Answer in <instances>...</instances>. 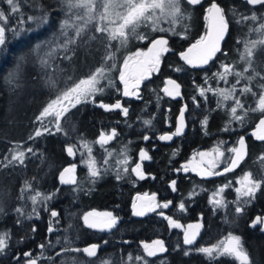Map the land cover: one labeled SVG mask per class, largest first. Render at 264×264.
<instances>
[{
  "label": "trees",
  "instance_id": "1",
  "mask_svg": "<svg viewBox=\"0 0 264 264\" xmlns=\"http://www.w3.org/2000/svg\"><path fill=\"white\" fill-rule=\"evenodd\" d=\"M216 1L225 10V18L229 22L220 44L221 51L207 65L193 66L187 64L180 53L191 48L204 35V7L211 5L213 0H201L198 5H190L187 0H181L184 18L178 19V22L173 23L170 20L172 18L165 20L162 14H155L159 18L155 26L151 20H141L135 31L131 27L126 28V37L114 40L108 39L107 32H96L97 26L114 27L108 21L100 20L98 12L100 10L102 13V6L94 11L95 19L88 23L86 31L77 36L76 30L71 26L68 27L67 34L63 35L60 25L66 19L71 25L72 18L80 14L81 8L68 12L63 0H16L19 10L12 13L6 0H0V10L9 14L6 27L12 29L18 26L21 31L19 36L7 31L6 43L0 48V231L10 233L8 246L0 254V264H27L29 257L24 256L25 252H30L31 258L39 257L37 264H136L131 244L135 240L142 241L151 237L156 230H149V233L141 235L138 234L140 228L137 224H128L131 197L134 191L160 189L169 181L176 180L173 168L191 148H208L219 145L220 141L229 145L236 143V139L244 135L249 142V158L243 164L244 170L253 173L254 178L264 174V141L255 142L248 135L263 115L260 111L250 109L255 108L258 103L259 93L262 91L259 84L264 83V80L257 77L249 81L247 77L253 75V70L249 68L245 72L248 64L241 58L247 41L264 39V33L254 31L264 23V9L248 5L246 0ZM252 12L257 14L256 21L241 20V14L251 16ZM45 14L47 22L40 27H37L36 22L28 20L29 16L40 17ZM20 19L24 23L18 25ZM141 36L147 38L140 39ZM156 37H164L168 41L169 51L161 56L157 71L143 80L139 96L134 99L124 96L119 84L122 64L128 55L137 49L147 48ZM69 39L74 40V43L69 44L67 50L57 47ZM43 41H50L51 44L35 50V45ZM52 49H55L53 55L46 56ZM37 53L43 54L38 57ZM109 54L112 59L106 60L105 57ZM66 56L69 58H65ZM42 58L47 59L46 65L41 63ZM224 64L232 66L227 81L213 78L214 73L223 71ZM100 67L106 69V78L100 82L104 91L72 108L67 117L61 119L62 132L55 135L44 133L29 140L28 137L37 128L42 131L45 127L40 120H36V116L48 104L47 101L57 93L66 91L80 79L87 78ZM252 67L264 75V47L257 49ZM13 72L15 79L9 83V74ZM235 72H242L244 75L237 77ZM47 75H51L52 80H43L34 89L28 86V80L39 81V77L45 78ZM168 77L175 79L180 85V96L176 99L161 91L164 80ZM206 77L209 78L207 82ZM233 85L236 86L233 96L241 99L244 110H248V113L243 123L231 121L229 130L225 131L234 99L223 101L221 107H217V101L221 98L213 92H205L201 96L200 89H230ZM245 86L252 87L257 95L242 94L240 90ZM22 92V99H18L17 95ZM17 100L19 105L15 107L14 102ZM117 101H120L121 109L106 111L99 107L100 102L112 105ZM182 105L186 106L185 136L178 138L172 145H147L146 148L150 151L155 146L157 149L150 152L154 167L148 170L154 183L149 184L147 180L146 184H138L134 176L119 167L124 161V154L129 153L135 158L142 142V133L151 132L153 126L158 130L165 126L172 129ZM123 108L129 109L127 115L123 113ZM244 110L237 109V114L243 115ZM205 118L207 123L202 124ZM145 120H151V124L145 125ZM46 127L55 132V122L52 119L49 118ZM113 129L117 133L113 139L114 144L113 141L107 145L97 144L96 138L101 132L110 133ZM17 146L25 152L23 165L19 161L9 163L14 154L11 150ZM69 146L76 150L84 146L91 151L88 156L76 154L71 159L66 151ZM28 148H32L35 154L27 152ZM90 159L91 165L88 163ZM71 163L76 164L77 183L66 188L59 187L56 176L64 165ZM105 163H108L107 167ZM90 167L101 173L94 181L90 176ZM118 174L123 178L117 179ZM237 175L239 174L234 177ZM25 181L31 183L30 189H26ZM177 188V199L182 195L186 200L194 197V201L188 205L187 214H195L197 204L203 209L205 239L209 244L222 247V241L233 231L234 235L242 238L252 264H264V232L261 233L249 223L250 216L264 213V188L259 189L249 200L250 205L247 206L246 203L241 214L230 210L229 215L223 218L219 215L217 217L216 211L207 210L208 200L203 192L211 191L213 187L207 186L206 181L187 179L179 183ZM37 192L42 196L55 195L47 201L37 197L34 205L31 197ZM198 196L199 201H196ZM17 209L21 212L18 213ZM88 209L121 212V218L128 226L120 232L113 231L107 235L85 229L80 217ZM53 210L58 213L57 217L51 216ZM171 214L179 215L178 211H172ZM186 221H189L188 215ZM50 226L53 229L51 232L48 230ZM163 229L167 230L165 224L161 231ZM93 243L100 247L96 256L88 257L82 249ZM40 245L44 247L41 248ZM181 246L179 235L172 231L169 256L161 262L205 264L206 261L215 260L219 264H240L237 259L219 252L217 255L213 254L211 259L204 253L191 251H187L188 255H185Z\"/></svg>",
  "mask_w": 264,
  "mask_h": 264
},
{
  "label": "snow or ice",
  "instance_id": "2",
  "mask_svg": "<svg viewBox=\"0 0 264 264\" xmlns=\"http://www.w3.org/2000/svg\"><path fill=\"white\" fill-rule=\"evenodd\" d=\"M188 4L190 5H198L201 3V0H187ZM6 3L11 7L12 13L17 12L19 9L16 5V0H6ZM63 3L66 4L68 12H72L73 9H85V15L87 16V19L84 20V24H88L91 20L95 19V16L93 15V12L96 10L97 7L102 6L103 12L100 14V20L101 21H108L110 24L114 25V27L108 28V27H96L97 33H108V39L114 40L117 38H124L126 37L125 29L131 27L133 31H135V28L138 23L143 21H149L151 20L153 22V25L157 23L158 18L155 17V10L160 9V12L162 15L170 16L172 18V22L176 23L178 19L184 18V12L181 8L180 0H100V3H97V0H63ZM246 3L248 5L256 6H264V0H246ZM117 9H120L121 11H117ZM235 12V9L232 10ZM206 19H208L211 22V27L209 29V33L207 36V39L204 37L201 38V41H203V46H201V41H198L197 44L193 45L192 48L188 50L186 53H181L182 59L189 65L198 66V65H207L209 61L215 56V54L220 49V41L224 38L225 33L228 30L229 22L226 20V12L225 10L216 2V0H213L210 7L206 9ZM8 15L3 10H0V48H2L6 43V32L12 31L14 35L19 36L21 34V31L18 30V26L13 27L12 29H8L6 27ZM115 16L116 19H112V17ZM77 19H82L81 17H77ZM258 19L257 14L255 12H252L251 16L243 15L241 14V20H251L256 21ZM29 21L36 22L37 27H40L41 24L47 22V15H42L40 17H28ZM24 20L20 19L18 21L19 24H23ZM70 26H74L69 24V21L66 19L64 20L60 28L62 30V34H67V29ZM83 31V27H76V34L77 36L80 35V33ZM163 31V29H162ZM174 31V30H173ZM254 31L262 32L264 33V23L260 24L258 28L254 29ZM146 36H141L140 39H146ZM92 39H96V37H92ZM74 43V40H66L62 45H57L59 48H63L65 50L68 49V45ZM50 41H43L35 45V50H39L41 47L45 45H50ZM168 41L160 37L158 39L152 40V47L149 49L150 52L154 53L152 59L149 61V67L147 68V72L150 74L151 71L158 66L159 59L162 56L164 52L169 51L167 48ZM259 47H264V39H258L254 41H247L245 43V51L242 53L241 58L245 59L248 68H245V72L249 70V68H252L253 75H249L247 79L249 81L254 80L255 78L259 77L261 80H264V75L261 74V72L255 71L253 66V58L256 54V51ZM199 48V55L193 58L189 55V53L192 52L193 49ZM55 49H52L49 53L46 54V56L50 57L53 55ZM69 58V57H65ZM21 59H23L21 57ZM106 60L112 59V55L109 54L105 57ZM47 59L42 58L41 63L47 64ZM125 65H127V60H125ZM223 71L217 72L213 74V78H218L219 81H227L228 75L231 72V65L224 64L222 65ZM16 71H19V64H17ZM235 75L237 77H241L244 75L242 72H235ZM106 78V69L103 67L97 68L95 72H93L91 75H89L86 79H80L78 83H75L73 87L68 88L66 91H63L61 94L57 95L55 99H52L50 103H48L43 110L39 113L38 116H36V120H41L44 117L48 116H54L55 117V132H52V129L49 127H44L43 130L37 128L33 135H30L28 137L29 140H34L36 137L42 136L44 133H49L52 135H55L57 133L62 132L61 127V119L66 118L67 114L70 113L72 108H75L76 105L80 104L82 101H87L90 97L95 96L97 93H102L104 91V88L100 86V82L102 79ZM144 75L140 74L136 80L135 84L133 85V88L139 87L140 80L144 79ZM15 79V72L9 74V83H11ZM208 77L205 78V81L207 82ZM120 80L124 84V96H132L136 95L137 93L135 91H131L129 89V83L128 79L126 78V74L124 70H121L120 72ZM236 83H239V80L236 81ZM167 85H171L172 87H165L164 92L168 96L176 97L180 96V85L177 84L175 80H168L166 82ZM259 88L262 90L259 93V99L258 103L256 104V107L253 109H250L251 111H260L262 114H264V83L259 84ZM241 93H251L253 96H256V92L253 91L252 87L245 86L242 88ZM205 92H213L215 95L220 97L221 99H218L217 101V107H221L223 101L233 100L234 99V106L230 109V119L228 124H226L224 130H229V125L231 121H239L241 123L244 122L245 117L247 116L248 110H244V104L241 101L239 97H234L233 93L236 92V86L233 85L230 89H200V95L204 96ZM195 99V98H194ZM99 107L105 109L106 111H110L113 109H121V103L120 101H117L115 104L109 105L103 102L99 103ZM237 109L244 110L243 115L237 114ZM123 113L127 115L129 109L123 108ZM184 108L181 109L180 117L177 121V127L175 132L168 135H162L159 137L160 140H171L173 136H179L184 131ZM145 125H150L151 120H145L143 121ZM207 123V118H205L204 121H202V124ZM257 130L252 133L253 136L259 141H264V118H261L259 121V124H257ZM116 130L113 129L111 134H105L104 132L100 133L99 139L97 143L104 145L108 141L112 140L113 137L116 135ZM149 137L146 135L144 136V140H148ZM220 144H224V141H220ZM238 146H234L227 149V152L232 154L230 156V165L228 167H225L223 169L224 173L232 171L234 168H236L242 160H244L247 152H246V143L245 138L243 136L239 137L237 141ZM126 148V146H125ZM67 153L69 155L73 154V147L69 146L67 147ZM14 154L11 157V163L12 161H19L21 165L25 163V152L22 150H19V146L16 148H13L11 150ZM91 151V149H89ZM27 152L33 153L32 148H28ZM215 156L212 160L208 161V168L204 169L202 172L198 173L200 175H206V176H214V175H221L220 172L212 171L216 167V162L220 157H223L225 155L224 152L220 151L219 148L214 149ZM201 157L205 156L206 153H200ZM140 158L142 160H147L150 157L148 156V153L141 149L140 151ZM264 159V157H262ZM183 171L187 172L189 171V168L186 166H182ZM75 170V165L73 164L70 167H65L63 171L59 174V181L61 184L68 185V184H75L77 183L74 176L72 175ZM195 170V169H193ZM132 172L136 173L137 176L140 179L144 178V173L141 170V165L139 163L136 164L134 168L131 169ZM101 173L98 169L90 167V176L93 178V181L95 179H98L100 177ZM123 178L119 174L117 175V179ZM238 183L241 184V187L236 188L237 193V200L236 203L239 204V206L236 207L235 211L237 214H241L243 212V205L248 203L249 200L245 199L241 203V198H253L257 191L259 189L264 188V174H261L259 178H254L253 173L251 172H245L243 178L238 181ZM175 184L176 181L172 182L173 190H175ZM26 189L31 188V183L29 181H25ZM229 185H225V187H229ZM223 192V188L218 189L213 195L219 196L220 193ZM53 194L44 195L42 196L41 193L37 192L35 196H32L31 199L33 201V204L35 205L37 203V197H40L43 201H47L53 198ZM149 203L147 204H141L138 208L136 203L133 204V215L135 216H144L148 212L155 211L156 208L161 207V205L154 204L155 201V194H153L152 197L148 198ZM171 202L164 203L162 205L163 208H168L169 204ZM210 203H213L216 206H222L225 202L223 199H215L214 201L210 198ZM179 209L183 210L185 208V204L181 203L179 204ZM18 213L21 212L20 209L16 210ZM33 212L35 213V208L33 209ZM58 213L53 210L51 211L52 217H57ZM161 216H163V212L160 213ZM95 217H104L106 218L103 222H98L95 220ZM30 218V217H29ZM169 220V226L172 228H181L182 225H180L177 221L172 220L171 217L167 218ZM118 217L113 216L112 212H104V213H97L95 211L93 212H86L83 215V221L84 224L89 228H98L101 230L105 229H112L117 224ZM19 223V221H17ZM257 223L264 224V218L257 217L256 220L252 221V224L255 225ZM201 223H195V224H189L187 225V228L184 231V237H183V244L184 245H193L194 241L197 239V235L201 231ZM50 232L53 230L51 226L48 229ZM33 231H35V228H33ZM262 231H264V228H262ZM10 238V233L8 231H0V254L4 253L7 246H8V240ZM179 246V245H178ZM41 248L44 247V245H40ZM100 247L98 244H91L85 248L82 249V251L88 256V257H94L97 254V250ZM144 252L147 254L148 257H154L157 255V253H164L167 251L165 247V242L163 240H153L151 244H144L143 245ZM76 251H81L80 249H76ZM196 251L200 253L206 254L210 259L213 257L214 252H219L222 254H229L234 255L236 259L240 261V264H252L250 261L249 253L245 250L242 238L239 235H234L232 232H229L227 237L222 241V247L220 245H213L211 247H201L199 249H196ZM185 255H188V252H185ZM25 257H29L27 264H37V261L40 259L37 258H31L30 252L24 253ZM137 260H144L143 257H136ZM144 264H147V261H144ZM163 264V261L161 262Z\"/></svg>",
  "mask_w": 264,
  "mask_h": 264
},
{
  "label": "flooded vegetation",
  "instance_id": "3",
  "mask_svg": "<svg viewBox=\"0 0 264 264\" xmlns=\"http://www.w3.org/2000/svg\"><path fill=\"white\" fill-rule=\"evenodd\" d=\"M257 6L260 9H264V6H260V5H257ZM208 7H209V5L204 7V13H205L206 9H208ZM203 18H205V14H204ZM151 75H149L148 77H150ZM165 80H166V78H165ZM165 80H164L162 87L165 85ZM142 82H143V80H140L139 87L133 88V85L135 84V80L130 81L131 84H129V89L131 91H135L137 94L129 96V98L134 99V98L139 96L140 89L142 86V84H141ZM119 84H120L121 89H123L124 84L121 82V80H119ZM162 87H161V91H162ZM258 121H259V119H258ZM258 121L256 123V127L251 130L252 132L258 131L257 130V124H259ZM159 128H161V127H159ZM152 129H154V132H152ZM152 129H151V132L142 133V142L140 143V148L136 152V157L133 158L129 153H125L124 159H123L124 161L119 166V167H121V169L124 172H126V173L128 172L132 176H134V178L138 184L139 183L146 184L145 182L147 180H148L149 184L154 183L153 178L150 176V174H148L149 173L148 170L151 167H154L153 158L150 157V152L153 150L156 151L157 149L155 146L154 148H151V151H150L148 148H146L147 145H149V144L150 145L156 144L157 146L172 145V144H175L177 142L178 138L181 139L186 134V131H185V133H183L179 136H173L171 140H160L159 139L160 136L165 135V134L170 135L173 132H175V126L172 129L171 128L168 129L165 126V127L161 128L160 130H158V128L155 129V127L153 126ZM105 134L106 135L111 134V132L105 133ZM135 134H137V133H135ZM131 135H133V133H131ZM146 135L149 137L148 140H144V136H146ZM99 136H100V134L97 136L96 142L98 141ZM243 137H244V135H243ZM250 138L255 142H262V141L257 140L255 138V136H253L252 134L250 135ZM113 139H114V137H113ZM113 139L108 141L104 145L110 144L113 141ZM238 139H237V141H238ZM245 143H246L247 154H246L244 160H242L241 163L235 169H233L230 172L224 173L222 175H214V176L204 175L205 177L200 176V174H198V173H200L204 169L208 168V161L211 160L210 157L212 156V153H210L209 158H202L200 155L196 156L195 153H198L201 150H208L211 147H214V145H212L208 148L196 147V148H191L188 154L182 156V159L179 161V163H177L176 167L173 168L174 175L176 176L175 177L176 180H174V181H176L175 190H173V186H172L173 181H169L165 186H163V187L161 186L160 189L148 188L147 190L142 189V191H134V193L131 197L130 203H129V207H128V210H129V212H128L129 223L128 224H132V225L137 224L140 228V230H138V234H141V235L149 233V230L150 231H153V229L156 230V232L151 237L148 236L147 239L145 238L142 241L141 240H135V242H133L131 244L130 249L134 254V260L136 261V264H143L144 261L153 262V263H160L163 258L168 257L169 256V249H170L169 248V238H170L172 231H175L176 234L179 235V238H180V241L182 244L181 251L183 253L187 252V251H191V252L200 254V252L196 251V249H199L201 247L213 246L212 244H209L208 241L205 239L206 237H205V230H204V224H203V209L201 210V208H199L200 205L197 204L198 207H196V209H195L196 213L195 214L194 213L193 214H189V213L187 214L188 205H190L194 201V197L189 198L190 200H186V197L182 195L180 198L177 199L176 198V196L178 195L177 194L178 193L177 187H178L179 183H183V181H185L187 179H192V180H197V181H202V180L206 181L207 186L209 185V186L213 187V190H211V191L206 190L205 193L203 192L204 196H207L206 199L208 200V203L206 205L207 210H210L211 212H213V210L216 211L215 215H217V217H218V215L221 218H223V216H225V215L228 216L229 215L228 212L230 210H232L234 212L236 207H237L234 203L235 202V192H234L232 186H233L234 179L238 175L235 177H234V175L235 174H241L244 172H249V171H245L244 167H243V164L245 162H247V160L249 158V153H248L249 152V142L246 141V139H245ZM97 144H99V143H97ZM112 144H114V141ZM231 144H229V145L231 146ZM144 145H146V146H144ZM141 146H143V147H141ZM235 146H237V142L235 143ZM141 149H144L148 153V156L150 157L149 159L142 160L140 158ZM224 153H225V155L223 157H220L219 162L216 163V171L215 172L221 173L225 167H228L230 165V162H231L230 156L232 154L228 153L227 150H224ZM75 155H76V153L73 150V154L69 155V156H71V159H72V158H75ZM115 156L117 157V155H115ZM115 161H116V159H115ZM137 163H139L141 165V170L144 173L143 179H140L136 173L131 171V169L134 168ZM72 165H73V163L64 165L62 167V169L60 170V172L65 167H70ZM74 165H75V170H74L73 174L76 175V164H74ZM104 165L107 167L108 163H105ZM182 166L188 167L189 171H187V172L183 171ZM193 169H195V170H193ZM212 171H213V169H212ZM229 184H230L229 187H225V185H229ZM57 185L59 187H62V188L69 187V186H61L58 181H57ZM221 188H223V192H221L220 194L222 195V199L225 203L222 206H216L213 203H210V198L213 201L215 199H217V196H214L213 194L218 189H221ZM153 194H155V201L153 203L161 205V207L156 208L155 211H153V212L146 213L144 216L133 215V204L136 203L137 207L139 208L142 203L143 204L149 203L148 198L152 197ZM199 197L200 196L196 197V201H199ZM247 199H249V198H247ZM169 201L171 202L169 204V207L163 208L162 205L164 203L169 202ZM181 203L185 204V208L183 210H180L178 207L179 204H181ZM250 204H251V202L247 203V206ZM92 210H94V209H92ZM189 210H190V208H189ZM96 211H98V210H96ZM172 211L173 212L178 211L179 215L178 216L172 215L171 214ZM99 212L104 213V212H112V211L103 210V211H99ZM161 212H163V216L160 215ZM112 213H113V216L118 217V220H117L116 226H114V229L110 233H107V234H111L113 231H115V233L117 231L120 232V230H122L124 227L128 226L126 221L121 218V215H122L121 212H119V213L112 212ZM187 215L189 217V221H186ZM168 217H171L172 220L177 221L180 225H182V227L181 228L170 227L169 226V220L167 219ZM257 217L264 218V213H258V214L250 216L249 217V223H250L251 227L259 230L262 233V232H264V231H262V228H264V224H260V223H257L255 225L252 224V221L256 220ZM195 223H201V225H202L201 231L197 235V239L194 241L193 245H184L183 244L184 231L187 228V225L195 224ZM164 224L166 225L167 230L164 231V229H163V231H161V228L163 227ZM155 226H157L159 229H157ZM100 234L101 235H107V234H102V233H100ZM157 239L163 240L165 242V247H166L167 251L164 253H157V255L154 257H148L147 254L144 252L143 245L144 244H151L153 240H157ZM213 254L217 255V252H214ZM138 256L143 257L144 260H137L136 257H138ZM239 263H240V261H239ZM205 264H219V263L216 262L215 260H210V261H206Z\"/></svg>",
  "mask_w": 264,
  "mask_h": 264
},
{
  "label": "rangeland",
  "instance_id": "4",
  "mask_svg": "<svg viewBox=\"0 0 264 264\" xmlns=\"http://www.w3.org/2000/svg\"><path fill=\"white\" fill-rule=\"evenodd\" d=\"M180 4H181V0H180ZM209 7H210V5H209ZM208 7V8H209ZM98 10H99V8H98ZM101 10H102V12H103V7H101ZM94 13V12H93ZM98 14H99V16H100V14H101V12H100V10H99V12H98ZM155 14H157L158 16H159V14H161V12H160V9H156L155 10ZM206 15H207V13H206V11H205V18H204V21H205V32H204V35H202L200 38H199V40H197V42L198 41H201V38L202 37H204L205 39H207V36H208V33H209V29H210V27H211V22L208 20V19H206ZM77 17H81L82 19H77ZM162 17L163 18H165V20H169V18H171L170 16H165V15H162ZM87 19V16L85 15V9H83V8H81V11H80V14L79 15H77L76 17L74 16L73 18H72V21H71V25H73V21H74V26H71L73 29H75L76 30V27H83V31L80 33V35H82L85 31H86V28H87V25L88 24H84V20H86ZM112 19H116V17L115 16H113L112 17ZM158 20H159V18H158ZM170 20H172V19H170ZM178 22V21H177ZM76 33V32H75ZM79 35V36H80ZM225 35H226V33H225ZM224 35V36H225ZM158 38H160V37H156V38H154L153 40H155V39H158ZM164 38V37H163ZM197 42H195L193 45H195V44H197ZM221 42H222V40L220 41V44H221ZM192 45V46H193ZM201 46H203V41H201ZM152 47V41H151V43L149 44V46L147 47V48H145V49H137V50H135L132 54H130V55H128L127 56V65H125V62L122 64V66H121V70H124V72H125V74H126V78L128 79V83L129 84H131L130 83V81H132V80H136V78L140 75V74H143L144 75V79H146L149 75H151V74H153V73H155L156 71H157V69H158V66H159V63H160V59H159V63H158V66L156 67V68H154L152 71H151V73L149 74L148 72H147V68L149 67V61L152 59V57H153V55H154V53H152V52H150L149 51V49ZM167 48H168V45H167ZM166 52H164L163 54H165ZM43 53H37L36 55L39 57V56H41ZM162 54V55H163ZM189 55L190 56H192L193 58H195L196 56H198L199 55V48H197V49H194V51H192L191 53H189ZM161 58V57H160ZM38 68V67H37ZM121 70H120V72H121ZM38 71L39 72H41V74L43 73V71H41V70H39L38 69ZM120 76V75H119ZM46 79H51L52 80V77H51V75H47L45 78L43 77V76H41V77H39L38 78V80L39 81H34V82H32L31 80H28V82H29V87L30 88H32V89H34V88H36V86H40V83L43 81V80H46ZM83 79H86V78H83ZM144 79H142V80H144ZM79 82V81H78ZM77 82V83H78ZM31 85V86H30ZM74 86V85H73ZM72 86V87H73ZM62 93V92H61ZM61 93H57V95H59V94H61ZM22 94H23V92L22 93H20V94H18L17 96V98L18 99H22ZM56 95V96H57ZM55 96V97H56ZM55 97L53 98V99H55ZM51 100L52 99H50L49 101H47L48 103H50L51 102ZM14 104L16 105L15 107H17L18 105H19V101L17 100L16 102H14ZM49 118H50V120L52 119L53 120V122H55V117L54 116H48V117H44V118H42L41 120H40V122L41 123H43L44 124V126L46 127V124H47V122H48V120H49ZM54 125V124H53ZM237 140V139H236ZM235 146V142L233 143V144H231V146L230 145H227V144H216V145H214V147H211L210 149H208V150H201V151H199L198 153H195L196 154V156H199V154L200 153H206V155L205 156H203L202 158H209V155H210V153H212V156L210 157L211 158V160L213 159V157L215 156V152H214V149H216V148H219L220 149V151H222V152H224V150H227L228 148H231V147H234ZM73 150H74V152L76 153V154H78L79 156H83V157H85V156H88L89 155V150L87 149V148H85L84 146H82L79 150H76V148H73ZM85 159H88V158H85ZM217 162H219V159L217 160ZM216 162V163H217ZM88 163L91 165V163H92V161H91V159L88 161ZM213 171H216V167L213 169ZM245 173V172H244ZM244 173H241V174H239L235 179H234V181H233V190H234V192H235V205L236 206H239V204L238 203H236V200H237V193H236V188H239V187H241V184L240 183H238V181H240L242 178H243V176H244ZM220 199V198H222V195L220 194L219 196H217V199ZM245 199H247V198H241V203L245 200ZM247 200H250V198L249 199H247ZM246 204H244L243 205V207L245 206ZM224 241V240H223ZM222 245V244H221ZM229 255V254H228ZM228 257H232V258H234V259H236L235 258V256L234 255H230V256H228ZM238 260V259H237ZM239 261V260H238ZM136 262V261H135Z\"/></svg>",
  "mask_w": 264,
  "mask_h": 264
},
{
  "label": "water",
  "instance_id": "5",
  "mask_svg": "<svg viewBox=\"0 0 264 264\" xmlns=\"http://www.w3.org/2000/svg\"><path fill=\"white\" fill-rule=\"evenodd\" d=\"M190 48H188L187 50H185V51H183V52H181V53H186V52H188V50H189ZM193 51V50H192ZM181 53H180V55H181ZM168 80H175V79H173V78H167L166 80H165V85L162 87V91L164 92V88L167 86V87H169V88H171L172 86L171 85H167L166 84V82L168 81ZM176 81V80H175ZM178 84V83H177ZM123 92H124V88H123ZM164 94H165V92H164ZM166 96H168L167 94H165ZM168 97H170V98H172V99H176V98H178L179 96H176V97H172V96H168ZM182 108H184V131H183V133H185V131H186V122H185V112H186V106L185 105H182L181 106V108H180V110H179V112H178V115H177V117H176V121H175V130H176V127H177V121H178V118L180 117V113H181V109ZM261 118H264V114L259 118V121H260V119ZM258 121V122H259ZM182 133V134H183ZM253 132L252 131H249L248 132V135H251ZM99 139V138H98ZM237 146H238V144H237ZM235 169V168H234ZM63 171V170H62ZM222 174H224V172L222 171L221 172ZM59 174H60V172L57 174V176H56V180L59 182V184L61 185V186H71L72 184H68V185H64V184H61L60 183V181H59ZM221 174V175H222ZM73 176H74V178H75V175L74 174H72ZM200 176H202V177H205L204 175H200ZM93 211H95V212H97V213H102V212H99V211H96V210H92V209H88V210H86V211H84L83 213H82V215H81V217H80V221H81V224H82V226L85 228V229H88V230H90V231H95V232H98V233H102V234H107V233H110L113 229H114V227L112 228V229H105V230H101V229H98V228H89V227H87L85 224H84V221H83V215H84V213H86V212H93ZM95 220H97L98 222H103L106 218H104V217H95L94 218Z\"/></svg>",
  "mask_w": 264,
  "mask_h": 264
}]
</instances>
